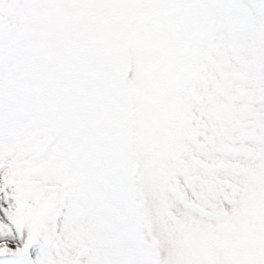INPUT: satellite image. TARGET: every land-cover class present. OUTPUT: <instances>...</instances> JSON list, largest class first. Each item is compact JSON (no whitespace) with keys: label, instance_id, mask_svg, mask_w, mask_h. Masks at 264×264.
<instances>
[{"label":"snow or ice","instance_id":"6c2138e0","mask_svg":"<svg viewBox=\"0 0 264 264\" xmlns=\"http://www.w3.org/2000/svg\"><path fill=\"white\" fill-rule=\"evenodd\" d=\"M0 264H264V0H0Z\"/></svg>","mask_w":264,"mask_h":264}]
</instances>
